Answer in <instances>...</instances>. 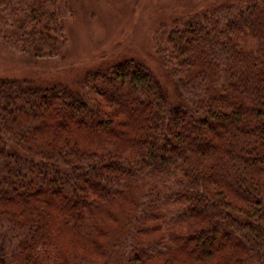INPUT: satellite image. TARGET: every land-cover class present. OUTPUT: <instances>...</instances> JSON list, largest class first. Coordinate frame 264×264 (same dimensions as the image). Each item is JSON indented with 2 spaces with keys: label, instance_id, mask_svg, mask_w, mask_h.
<instances>
[{
  "label": "trees",
  "instance_id": "obj_1",
  "mask_svg": "<svg viewBox=\"0 0 264 264\" xmlns=\"http://www.w3.org/2000/svg\"><path fill=\"white\" fill-rule=\"evenodd\" d=\"M158 25L170 102L138 60L45 86L0 77V264H264V0ZM67 0H0L40 60Z\"/></svg>",
  "mask_w": 264,
  "mask_h": 264
},
{
  "label": "rangeland",
  "instance_id": "obj_2",
  "mask_svg": "<svg viewBox=\"0 0 264 264\" xmlns=\"http://www.w3.org/2000/svg\"><path fill=\"white\" fill-rule=\"evenodd\" d=\"M67 1L74 14L66 21L68 42L63 55L40 60L11 50L0 39V77L27 79L42 86L74 83L87 71L132 59L150 68L168 100L177 101L172 80L154 56L152 36L158 25L191 18L214 0Z\"/></svg>",
  "mask_w": 264,
  "mask_h": 264
}]
</instances>
